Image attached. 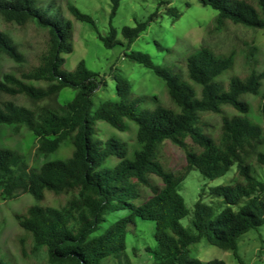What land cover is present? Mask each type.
<instances>
[{"label":"trees","instance_id":"16d2710c","mask_svg":"<svg viewBox=\"0 0 264 264\" xmlns=\"http://www.w3.org/2000/svg\"><path fill=\"white\" fill-rule=\"evenodd\" d=\"M121 1L110 0L112 18ZM200 1L218 11L217 28L232 23L264 29V0ZM161 3L167 4L174 18L181 16L170 0ZM49 7L39 0H0V63L8 58L17 66L7 71L0 68V94L23 95L33 102L28 106L0 98V127L31 131L37 139V154L44 157L40 165L30 167L21 151L0 145V193L6 197L30 193L36 200L15 213L32 240V251L45 250L51 264H134L127 237L140 217L155 224V244L145 248L152 264H205L192 255V247L202 240L233 250L240 264H245L237 253L238 241L264 224V180L255 175L251 161L254 158L264 165V125L250 117L252 106L244 96L261 93L264 68L252 67L245 75L235 73L223 82L221 76L234 67V52L223 54L202 45L186 55L183 77L177 69L156 64L150 54L132 50L125 56L165 81L170 103L156 95L134 94L131 80L115 73L118 98L106 99L94 110L93 94L106 81L84 60L72 70L64 68V54L74 50L73 24L58 10L50 14ZM68 9L96 28L92 16L75 4L69 3ZM158 15L156 11L135 26H124L121 33L132 43ZM29 21L47 28L50 37L37 63L27 67L19 44L2 26H23ZM118 34L111 26L100 37L106 47H112L120 42ZM255 51L258 47L253 45L251 55ZM64 87L77 90L72 100L57 106L39 103ZM261 98L264 116V91ZM224 106L236 113L224 114ZM206 113L222 115L217 133L209 131L202 116ZM99 121L120 131H128L133 122L134 146L112 134L100 137ZM167 139L183 150L186 164L179 170L169 169L159 157ZM68 141L74 145L70 157L48 159ZM234 164L235 180L209 190L222 199L207 203L202 192L190 219L193 229L184 226L182 219L190 210L179 187L188 172L197 168L214 179ZM48 194L59 199L46 202ZM118 210L128 213L104 227L108 215ZM207 263L226 264L218 259ZM0 264H7L3 256Z\"/></svg>","mask_w":264,"mask_h":264},{"label":"rangeland","instance_id":"374dc122","mask_svg":"<svg viewBox=\"0 0 264 264\" xmlns=\"http://www.w3.org/2000/svg\"><path fill=\"white\" fill-rule=\"evenodd\" d=\"M39 1L44 5H51L48 8L50 14L58 10L64 18L72 21L74 50L64 54L66 58L64 68L72 70L79 61L84 60L88 68L98 72L106 81V85L98 88L93 94L94 110L102 101L118 98L115 73L131 80L134 94L156 95L166 103H170L166 95L165 81L151 69L125 56L126 52L132 50L150 54L156 64L167 66L175 72L177 69L183 77H186L184 62L186 55L202 45H208L223 54L234 52V67L221 76L220 79L223 82H227L235 73L245 75L252 67L257 70L264 68V29L245 28L232 23L217 28L214 18L218 11L211 6L204 5L200 0H170L169 5L178 8L181 12L179 18H174L167 11V4L161 3L162 0H122L113 18L111 17L110 0ZM69 3L75 4L81 11L92 16L96 28L72 15L68 9ZM156 11L159 12L158 17L151 21L132 43H129L121 33L122 27L135 26L137 21L146 20ZM111 26L118 29L120 42L112 47H106L100 36L107 35ZM2 27L19 44L20 50L26 56V66L37 63L38 56L45 49L50 37L49 30L33 21L23 26L9 24ZM253 45L258 47V51L251 55ZM15 67H17L15 62L2 58L0 63L2 71ZM263 91L264 83L260 92ZM76 93V89L64 87L58 94L39 103L57 106L59 103L64 104L72 100ZM261 93L247 94L244 99L252 106L250 117L264 125V116L260 109ZM0 98L14 99L17 103L28 106L33 105V102L23 95L12 97L0 94ZM235 113L236 110L233 107L224 106V114L233 115ZM202 116L210 125L209 131L217 133L222 115L206 113ZM97 125L100 137L107 138L112 134L128 141L131 147L134 146L136 125L133 122L130 121L131 127L128 131L117 130L104 121H99ZM0 145L21 151L30 167H37L44 161V157L37 154L36 137L25 128L15 132L11 128L0 127ZM73 150L74 145L68 141L51 153L48 159H65L72 155ZM159 157L171 170H179L186 164L183 150L169 139L161 145ZM251 161L254 164L255 175L264 180V165L257 164L254 158ZM237 175V164H234L224 175L214 179L204 176L197 168H192L179 187V192L190 210V214L182 219L184 226L193 229L190 219L194 205L202 192H204L203 200L214 204L222 198L213 197L210 194V188L219 184L232 183ZM58 199L59 197L48 194L46 202H55ZM35 202L36 200L30 193H23L17 197H6L0 193V256L4 257L7 264H51L45 250L32 251L31 238L21 229L15 218L16 212L23 211ZM217 209L219 210L220 206L217 205ZM127 213V210H118L109 214L103 226H107L111 221ZM154 227L152 220L140 217L137 218L136 225L130 227L127 237L128 252L134 264H152V257L145 248L155 244ZM237 253L245 264H264V224L250 229L240 237ZM192 255L203 260L205 264L213 259L223 260L226 264H240L233 250L222 249L205 240L192 247Z\"/></svg>","mask_w":264,"mask_h":264}]
</instances>
